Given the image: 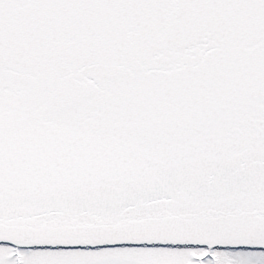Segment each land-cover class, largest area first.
Segmentation results:
<instances>
[{
  "label": "snow or ice",
  "instance_id": "obj_1",
  "mask_svg": "<svg viewBox=\"0 0 264 264\" xmlns=\"http://www.w3.org/2000/svg\"><path fill=\"white\" fill-rule=\"evenodd\" d=\"M0 264H264V0H0Z\"/></svg>",
  "mask_w": 264,
  "mask_h": 264
}]
</instances>
